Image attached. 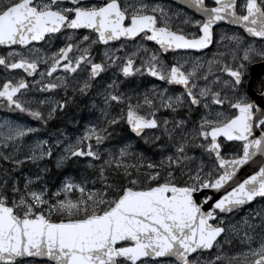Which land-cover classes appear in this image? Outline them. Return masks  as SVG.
<instances>
[{"label": "snow or ice", "instance_id": "obj_1", "mask_svg": "<svg viewBox=\"0 0 264 264\" xmlns=\"http://www.w3.org/2000/svg\"><path fill=\"white\" fill-rule=\"evenodd\" d=\"M185 6L192 16L154 0H0V45L12 47L0 66L32 77V91L24 78L3 79L0 104L46 125L72 97L39 96L67 89L68 74L83 70L72 90L85 95L95 88L90 99L103 114L75 137L65 129L40 139L39 129L3 126L0 264L32 257L49 264H264V206L235 224L224 220L264 201V75H250V65L264 63V0H185ZM220 23L242 32L222 35L215 31ZM141 37L158 50L144 49L139 64L140 48L121 57L119 48L107 50L109 42ZM37 42L47 50L33 47ZM53 43L60 46L53 50ZM213 43L215 59L188 55ZM98 45L106 50L94 62ZM109 61L124 82L96 84ZM59 69L65 76L45 82ZM141 71L165 88L141 92L127 79ZM125 120L129 135L149 144L151 158L126 143L105 147L108 127ZM225 142L239 146L233 151ZM73 162L87 173L83 183H63L45 198L41 165L63 169ZM211 249L218 254L203 258Z\"/></svg>", "mask_w": 264, "mask_h": 264}, {"label": "rangeland", "instance_id": "obj_2", "mask_svg": "<svg viewBox=\"0 0 264 264\" xmlns=\"http://www.w3.org/2000/svg\"><path fill=\"white\" fill-rule=\"evenodd\" d=\"M33 47L41 48V49H44L45 51L47 50V46L44 44L33 45ZM53 48H54V46L52 44V49ZM99 49L103 50V52L106 50V48H99ZM20 50L21 49L19 47H16V51H20ZM107 50H110V49L107 48ZM134 50H136V49H134ZM134 50H132L130 47L129 48L126 47L123 49V52L119 49V51H117L116 53L122 54V56H127V54L129 52L134 51ZM11 51H12V48L4 49V51H0V56L8 57V55ZM25 51H27V49H25ZM140 52H141V50H140ZM139 53H138V55H139ZM139 58H141V55L139 56ZM136 59H134V60H136ZM139 63L140 62H138V63L136 62V64H139ZM41 66L46 67L44 65H41ZM108 75L110 76V78H106V76H108ZM57 76H65L64 70L59 69V70L55 71L53 76L49 80H46L45 82H54L55 77H57ZM71 76H73V77H72L71 81L69 82V87L67 89L61 88L62 91L64 90L63 93L56 92L54 89L47 90L42 95H40L39 98H41V99L47 98V99H54L55 100V99L62 98L63 96H65V94L68 97H72L71 100L66 101L65 109L64 110L57 109L55 115L52 118H55L58 116H60V117L72 116L73 117V116H75L74 114L76 112L81 113L80 115L75 116L74 118H71L72 120H71L70 124L69 123L64 124L62 122L59 123L58 131L64 132L65 129H67L66 135L70 133L73 137H75L76 135L82 134L83 130L86 129L89 122H96L97 118L102 116L103 114L99 112L98 107L93 106V103L91 102V99H90L91 97L95 96L96 89L94 88L91 93L85 94V95H81L78 90L76 92H73L72 86L75 85L76 88L78 89L79 86L76 82H77V80H83L84 76H82V77H76L75 75H71ZM15 78L26 79L24 73L21 70H17V71L6 70L3 66H0V82H2L3 79H15ZM65 78H67V77H65ZM127 79L128 80H134V84L139 86V90L141 92H143L145 88H149L153 91H155L157 89H164L165 88V86L159 85L158 83H150L148 79L144 78V73L142 71L138 75H135L134 78L129 77ZM112 81H119L120 83L124 82V79L121 78V75L119 74V72L117 71L116 68L108 69V72L104 76H101V78L96 81V84L109 83ZM39 87H40L39 84H37L36 85V92L37 93L39 92ZM29 90L32 91L31 87ZM124 90H125L124 88L120 89V91H122V92ZM173 90H175V89L169 86L168 91L172 92ZM76 95H78L80 98H83L84 103H83L80 110H71L70 104L72 105V100ZM32 98L35 99L36 96H33ZM13 110H14V108H10L6 104H0V131H3V126L5 124H11V125L20 124V125H25V126H28L31 128L39 129V131L43 133V135L40 136L39 138L40 139L47 138V135H45V133L41 130V127L38 123L32 124L26 120L15 118L12 114ZM117 111H119V108L112 109V112H117ZM161 112L164 115H167V112L165 110L161 109ZM109 114H111V113H109ZM119 127H120L119 122L116 125L110 127L112 129L107 130L108 135L114 131L120 130L121 128H119ZM33 139H35V137H33ZM125 143L130 144L132 146L129 149L130 151L134 150L137 153H142L145 157L151 158V154L149 155L146 151H144V150L139 151V150L134 149L135 142L130 137H124L123 139H116V140L110 141L108 144L105 145V147L106 148H112V147L119 148L121 146V144H125ZM144 143H146L145 140H144ZM0 150H2V149H0ZM131 162L132 163H138V161H136L135 158H133V160ZM144 163H147V160H145ZM41 167L46 169L47 165H41ZM57 168H59V167H57ZM30 170H32V169L30 168ZM86 176H87V173L84 170L81 171L80 177H78L72 173H67L64 175L63 178H61L57 182L55 179H50L46 176V174H44L41 178V183L47 189V193H46L45 198H48V196L51 195V193L56 192L58 189H60L63 183H66V182L83 183V179ZM87 179L89 180V183H91V177L88 176ZM71 194L72 193H70V195ZM75 195H79V193H75ZM57 198H63V195H60ZM261 206H264V201H261L258 199V200H256L255 204H251L248 208H245L244 210H241V211L234 213L230 216H224L225 223L227 224V223L231 222V223L235 224L238 221H240L242 218H244L246 212H248L252 209L258 210ZM222 247L225 249V255H227L228 254L227 249L229 247L227 239H224V243H223ZM211 254H218V253H216V250L214 249L211 252L205 253L203 258H209L210 259Z\"/></svg>", "mask_w": 264, "mask_h": 264}, {"label": "flooded vegetation", "instance_id": "obj_3", "mask_svg": "<svg viewBox=\"0 0 264 264\" xmlns=\"http://www.w3.org/2000/svg\"><path fill=\"white\" fill-rule=\"evenodd\" d=\"M154 2H158L165 9H170L176 13H183L184 15H188V16L193 15V10H190L189 8H187L185 6V0H154ZM180 18L183 19V16H181ZM195 18H199V17L196 16ZM173 23H175V20L173 21ZM185 30L192 31L191 27H187ZM215 31L221 33L222 35L223 34L231 35L233 33L242 32V29L240 26L229 25L226 23H220L219 27H215ZM249 42H251L253 44H259L260 43L258 41V39H250ZM228 43L229 42L226 40L223 42L224 45H227ZM120 44H125V45H127L128 48L130 47L132 50L140 48L141 52L137 56L138 58L136 60H134V64H136V62L137 63L140 62L139 56L141 55V57H143L144 49H147L151 53H156L158 50V46L155 44V42L145 41L142 37L141 38H133L132 40H128V41L121 40L119 43L116 41H113L107 45V48L110 50L119 48L123 52L124 48H121ZM35 45H38V44H35ZM53 46H54L53 49L55 50V48L59 47L60 45L57 43H53ZM18 47L20 48V46H18ZM99 48H105V46L104 45H98V46H95L91 49V51L93 53L94 62H100V60H101V54L103 53V50H101ZM217 50H218L217 45L215 43H213L212 45H210L208 47V49L206 51L192 50L188 53V55L192 56L193 58L203 57V58H205V62H206L207 59H215V57L213 56V53H215ZM219 50L224 51L223 46H221L219 48ZM0 51H4V48L0 47ZM116 55H117V57L122 56V54H117V53H116ZM162 55H167V54H162ZM168 58H172V57L168 56ZM111 68H115V67H112L111 62L109 61L105 65L104 71L100 74V78H101V76H104L108 72V69H111ZM17 70H21V69H17ZM17 70H15V71H17ZM262 70H264V63H260L259 61H255L254 65H250V75L252 73H258L260 75H264V71H262ZM21 71L23 72V70H21ZM86 74H87L86 72H83V70H81L80 72L76 73L75 76L76 77H82V76H85ZM24 75L26 77V80L29 81V85L31 87V79L32 78L28 77L25 73H24ZM68 75L71 76L72 74H68ZM106 78H110V76L108 75V76H106ZM144 78L148 79L150 83H158L159 85L165 86L164 82H160V81L156 80L155 78L148 76L145 73H144ZM223 78H227V74H224ZM253 79H255V77H253ZM170 87H172V86H170ZM174 89L176 91H179V88H174ZM225 143H229V148H231L233 151L235 150L236 147L239 146L238 143L237 144H233L230 142H225ZM21 264H49V261H40L36 258H26V259H23L21 261Z\"/></svg>", "mask_w": 264, "mask_h": 264}, {"label": "trees", "instance_id": "obj_4", "mask_svg": "<svg viewBox=\"0 0 264 264\" xmlns=\"http://www.w3.org/2000/svg\"><path fill=\"white\" fill-rule=\"evenodd\" d=\"M55 91H57L55 89ZM58 92L60 93H63L64 90L62 91V89L60 88L58 90ZM84 103V99L83 98H80L78 95H76L73 100H72V105L70 104L71 106V110H80L82 105ZM17 114L18 115H21L22 117L24 118H27V119H30L32 121H35L36 123H38L41 127V130L46 134V135H51L52 133L58 131L59 129V123L62 122V123H69L71 122V118H74L75 116H78L80 115L81 113L79 112H76L74 115L75 116H68V117H55V118H52L50 119L46 125H41L40 122L36 121L34 118L28 116L26 113H21L19 111H17ZM119 125L121 128L120 130L118 131H114L112 132L111 134H109V139L110 141H113V140H116V139H123L124 137H130L132 140H134L135 144H134V149L136 150H144L146 151L149 155L151 153V151L149 150L150 146L148 143H144V140L143 139L144 137H134V135H129L130 133V129L128 128L127 124H126V120L125 122L123 123H120L119 122ZM112 127V126H110ZM108 128L107 130H111L112 128ZM83 170V165L81 164L80 166H78L76 164V162H73L71 165H68L66 166L65 168H57L54 164H50V165H47V168H46V176L50 179H55L57 182L64 177L65 174L67 173H72L78 177H80V173L81 171ZM143 171V169H141V172Z\"/></svg>", "mask_w": 264, "mask_h": 264}, {"label": "water", "instance_id": "obj_5", "mask_svg": "<svg viewBox=\"0 0 264 264\" xmlns=\"http://www.w3.org/2000/svg\"><path fill=\"white\" fill-rule=\"evenodd\" d=\"M37 43H39V42H37ZM110 43V42H109ZM0 46H2V47H11V46H5V45H0ZM252 166L251 165H249V168H246V169H244V171L243 172H241V175H243L244 174V172H247V171H249V169L251 168ZM223 194V192L221 191V192H214L213 193V195H214V198H216L218 195H222ZM250 203H248V204H246V205H244V206H242V208H245V207H247L248 205H249ZM208 207H210V204H208V205H204V209L206 210ZM238 210V209H237ZM236 210V211H237ZM225 215H229V214H227V213H225ZM214 221L215 220H213V221H210V222H212V223H214ZM213 249H211V250H208L206 253H208V252H210V251H212ZM32 258H37V259H40V260H48V258L47 257H32Z\"/></svg>", "mask_w": 264, "mask_h": 264}, {"label": "bare ground", "instance_id": "obj_6", "mask_svg": "<svg viewBox=\"0 0 264 264\" xmlns=\"http://www.w3.org/2000/svg\"><path fill=\"white\" fill-rule=\"evenodd\" d=\"M249 206H250V204L247 207H245V208H248Z\"/></svg>", "mask_w": 264, "mask_h": 264}]
</instances>
